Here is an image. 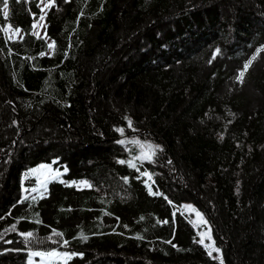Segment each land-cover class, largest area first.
Returning a JSON list of instances; mask_svg holds the SVG:
<instances>
[{"label":"trees","instance_id":"16d2710c","mask_svg":"<svg viewBox=\"0 0 264 264\" xmlns=\"http://www.w3.org/2000/svg\"><path fill=\"white\" fill-rule=\"evenodd\" d=\"M52 251L264 264V0H0V264Z\"/></svg>","mask_w":264,"mask_h":264},{"label":"rangeland","instance_id":"374dc122","mask_svg":"<svg viewBox=\"0 0 264 264\" xmlns=\"http://www.w3.org/2000/svg\"><path fill=\"white\" fill-rule=\"evenodd\" d=\"M44 8H47L46 4L44 5ZM44 26H45L44 18L43 19L40 18L36 22L35 32L38 35H42V36L46 35ZM5 32L9 38H18L22 34L20 30H14L9 27H6ZM147 144L152 147V144L150 143L140 142V146L142 148L141 149L142 152L139 154L140 158L151 157L152 155L151 147L148 146ZM61 170L62 169L60 167L54 166L53 162L51 163L44 162L39 165L33 166L29 170H27L22 180H24L27 175L35 176L39 183V186H38V188H40L39 192H41V194H44L43 191H45L46 189V182L49 180V178L56 176V175H60ZM87 183L88 182L84 180L76 182V184L81 187L85 186ZM27 188L28 187L24 180L23 190L26 191ZM183 207L188 212L193 213V223L199 228V232H200L199 236H201V240L203 239V242L208 247L207 249H209V251L212 253V255L215 258L223 260V252L218 246H216L214 242V236H213L211 224L209 223L208 219L204 216L203 212L199 211V209L191 202L184 203ZM197 213H199V216L197 215ZM53 253H55L56 255H53ZM34 255H35L34 252H32V255H30V258H29V262L32 264H65L66 259L68 258L67 257L68 254L59 253L56 251L40 252V255H38L40 256V258Z\"/></svg>","mask_w":264,"mask_h":264},{"label":"snow or ice","instance_id":"6c2138e0","mask_svg":"<svg viewBox=\"0 0 264 264\" xmlns=\"http://www.w3.org/2000/svg\"><path fill=\"white\" fill-rule=\"evenodd\" d=\"M4 15L7 16V6L6 5H5V10H4ZM41 19H43V16H41ZM49 47H54V43L52 45H49ZM250 64H251V61L249 62L248 65H245V70H247V68L250 66ZM243 75H244V73L241 72V74H240L241 81L243 80ZM129 126H131V122H129ZM120 131L122 132V130H120ZM122 163H123V161H122ZM197 215L199 216V213H197ZM27 236L31 237L32 233H28ZM85 239H86V237H85ZM65 243H67V242H65ZM201 243H203V239L201 240ZM34 254L40 255V253H34ZM53 255H56V254L53 253ZM209 255H211V252H209Z\"/></svg>","mask_w":264,"mask_h":264}]
</instances>
